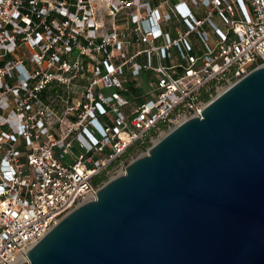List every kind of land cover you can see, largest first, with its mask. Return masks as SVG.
Listing matches in <instances>:
<instances>
[{"label":"built area","instance_id":"built-area-1","mask_svg":"<svg viewBox=\"0 0 264 264\" xmlns=\"http://www.w3.org/2000/svg\"><path fill=\"white\" fill-rule=\"evenodd\" d=\"M261 64L264 0H0V264Z\"/></svg>","mask_w":264,"mask_h":264},{"label":"water","instance_id":"water-1","mask_svg":"<svg viewBox=\"0 0 264 264\" xmlns=\"http://www.w3.org/2000/svg\"><path fill=\"white\" fill-rule=\"evenodd\" d=\"M14 264H264V64L159 137Z\"/></svg>","mask_w":264,"mask_h":264},{"label":"rangeland","instance_id":"rangeland-1","mask_svg":"<svg viewBox=\"0 0 264 264\" xmlns=\"http://www.w3.org/2000/svg\"><path fill=\"white\" fill-rule=\"evenodd\" d=\"M197 17H201V15L200 14H198L197 15ZM28 54H29V51L26 49V48H21V49H19V51L17 52V56H19V57H26V56H28ZM145 151V150H144ZM143 151V152H144ZM137 155H138V153H137ZM137 155H135V156H137Z\"/></svg>","mask_w":264,"mask_h":264},{"label":"crops","instance_id":"crops-1","mask_svg":"<svg viewBox=\"0 0 264 264\" xmlns=\"http://www.w3.org/2000/svg\"><path fill=\"white\" fill-rule=\"evenodd\" d=\"M215 20V22L217 23V25H218V27L219 28H223V26L216 20V19H214ZM204 28H207V27H205V26H203Z\"/></svg>","mask_w":264,"mask_h":264},{"label":"trees","instance_id":"trees-1","mask_svg":"<svg viewBox=\"0 0 264 264\" xmlns=\"http://www.w3.org/2000/svg\"><path fill=\"white\" fill-rule=\"evenodd\" d=\"M8 57V56H7Z\"/></svg>","mask_w":264,"mask_h":264}]
</instances>
